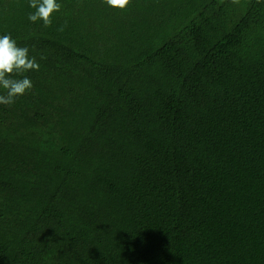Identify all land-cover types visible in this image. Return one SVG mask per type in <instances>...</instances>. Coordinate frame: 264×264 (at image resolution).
I'll return each mask as SVG.
<instances>
[{"label":"trees","instance_id":"16d2710c","mask_svg":"<svg viewBox=\"0 0 264 264\" xmlns=\"http://www.w3.org/2000/svg\"><path fill=\"white\" fill-rule=\"evenodd\" d=\"M58 3L0 0L40 64L0 105V264H264V0Z\"/></svg>","mask_w":264,"mask_h":264},{"label":"clouds","instance_id":"9594fccd","mask_svg":"<svg viewBox=\"0 0 264 264\" xmlns=\"http://www.w3.org/2000/svg\"><path fill=\"white\" fill-rule=\"evenodd\" d=\"M103 2L112 8L125 11L132 5L133 0ZM231 3L238 4L239 0H231ZM29 5L34 11L28 14V19L33 23L42 21L45 28L52 26L55 14L62 9L58 0H29ZM63 30V27L59 29ZM39 69L40 64L34 56L29 55L27 47L18 46L17 41L10 35L0 36V105L11 106L17 98L31 92L34 85L24 74Z\"/></svg>","mask_w":264,"mask_h":264}]
</instances>
